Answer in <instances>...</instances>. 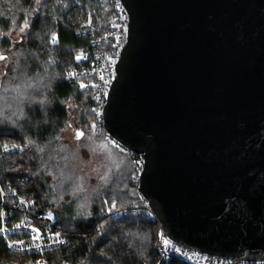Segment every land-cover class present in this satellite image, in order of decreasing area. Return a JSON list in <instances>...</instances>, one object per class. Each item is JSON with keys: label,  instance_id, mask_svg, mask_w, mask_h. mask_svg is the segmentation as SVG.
<instances>
[{"label": "water", "instance_id": "1", "mask_svg": "<svg viewBox=\"0 0 264 264\" xmlns=\"http://www.w3.org/2000/svg\"><path fill=\"white\" fill-rule=\"evenodd\" d=\"M121 1L104 126L139 192L177 243L264 260V0Z\"/></svg>", "mask_w": 264, "mask_h": 264}, {"label": "trees", "instance_id": "2", "mask_svg": "<svg viewBox=\"0 0 264 264\" xmlns=\"http://www.w3.org/2000/svg\"><path fill=\"white\" fill-rule=\"evenodd\" d=\"M115 8V0H0V141L20 147L0 158V185L31 201L33 211L49 212L68 236L67 246L40 254L45 264L160 262L159 225L139 197L133 156L109 140L104 124L95 123L92 95L67 76L80 66L76 54L89 47L81 28L103 33ZM72 119L86 149L111 145L124 154L110 156L117 166L105 171V185L80 202L75 193L83 187L73 175L78 157L64 138ZM84 201L85 212L78 209ZM38 259L8 250L0 236V262Z\"/></svg>", "mask_w": 264, "mask_h": 264}, {"label": "built area", "instance_id": "3", "mask_svg": "<svg viewBox=\"0 0 264 264\" xmlns=\"http://www.w3.org/2000/svg\"><path fill=\"white\" fill-rule=\"evenodd\" d=\"M116 1L115 12L107 29L98 33L93 25H86L80 32L88 34L89 47L76 54L80 66L67 70L68 78L77 84L81 90L90 93L94 99L93 110L95 123L100 127L104 124V110L107 105L111 85L116 78V66L123 48L129 38L130 15L121 0ZM58 42L55 35L52 39ZM109 135V134H108ZM109 140L122 150L132 154L134 158L133 178L137 189L144 170V158L134 154L110 135ZM20 150L16 143L0 141V158L11 151ZM141 200L145 201L144 209L159 225L160 262L178 260L185 264H264V260L246 261L225 258L209 254L197 249L183 246L172 239L153 212L145 197L139 192ZM32 202L19 196L15 191H6L0 185V236L10 251L22 254L38 255V262L45 264L40 254L53 248L65 247L69 244L68 236L56 224L47 211L36 212L31 209ZM126 209H123L124 211ZM120 211V212H122ZM119 212H112L117 215ZM167 241V243H165ZM0 264H24L16 260L0 262Z\"/></svg>", "mask_w": 264, "mask_h": 264}, {"label": "rangeland", "instance_id": "4", "mask_svg": "<svg viewBox=\"0 0 264 264\" xmlns=\"http://www.w3.org/2000/svg\"><path fill=\"white\" fill-rule=\"evenodd\" d=\"M1 65V63H0ZM79 126L76 125L75 121L72 119L68 127L64 130V138L68 140L73 145V151L78 157L77 163L74 164L75 178H77L82 184L83 189L81 191H76L75 198L78 202L82 201L91 194L96 189L103 187L105 181L102 179L105 176V171L110 166L116 167L115 161L110 156H115L118 154L124 155L121 151L113 148L111 145L103 148L90 149L81 145V137H78L80 132ZM88 208L86 202L79 204V210L85 212ZM125 209V208H124ZM123 209L108 210L107 213L120 212Z\"/></svg>", "mask_w": 264, "mask_h": 264}, {"label": "snow or ice", "instance_id": "5", "mask_svg": "<svg viewBox=\"0 0 264 264\" xmlns=\"http://www.w3.org/2000/svg\"><path fill=\"white\" fill-rule=\"evenodd\" d=\"M0 58H3V57H0ZM77 135L79 136V135H82V134L81 133H78ZM165 243H167V241H165Z\"/></svg>", "mask_w": 264, "mask_h": 264}]
</instances>
